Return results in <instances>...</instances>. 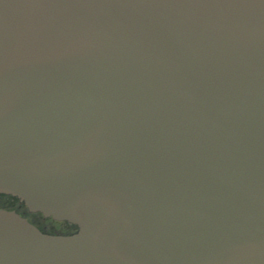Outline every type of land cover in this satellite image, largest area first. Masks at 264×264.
I'll return each instance as SVG.
<instances>
[{"label": "water", "instance_id": "1", "mask_svg": "<svg viewBox=\"0 0 264 264\" xmlns=\"http://www.w3.org/2000/svg\"><path fill=\"white\" fill-rule=\"evenodd\" d=\"M0 264H264V0H0Z\"/></svg>", "mask_w": 264, "mask_h": 264}, {"label": "rangeland", "instance_id": "2", "mask_svg": "<svg viewBox=\"0 0 264 264\" xmlns=\"http://www.w3.org/2000/svg\"><path fill=\"white\" fill-rule=\"evenodd\" d=\"M0 204H3V205H9V204H13V205H16V202L12 199H10L9 197H6V196H3V195H0ZM20 211L25 213V210L23 208H20ZM29 218H31L32 220L42 224V225H49V227L53 230H61V228L63 227L62 224H60L59 222L57 221H53L51 219H43L39 214H28Z\"/></svg>", "mask_w": 264, "mask_h": 264}, {"label": "flooded vegetation", "instance_id": "3", "mask_svg": "<svg viewBox=\"0 0 264 264\" xmlns=\"http://www.w3.org/2000/svg\"><path fill=\"white\" fill-rule=\"evenodd\" d=\"M2 204H0L1 206ZM11 205V208L15 209L16 211L20 212V208H23L24 207L21 205V204H16V205H13V204H9ZM27 212V211H26ZM29 213V212H28ZM31 214H35V213H31ZM31 222L33 224H35L40 230L44 231V232H55V233H72L76 230V227L72 224H69V223H66V222H59L60 224L63 225V227L61 228V230H53L49 227V225L45 224V225H42L34 220L31 219Z\"/></svg>", "mask_w": 264, "mask_h": 264}, {"label": "trees", "instance_id": "4", "mask_svg": "<svg viewBox=\"0 0 264 264\" xmlns=\"http://www.w3.org/2000/svg\"><path fill=\"white\" fill-rule=\"evenodd\" d=\"M10 199L14 200L15 202L17 201V199L15 198H12V197H9ZM3 208H7V209H10L11 205H3L2 206Z\"/></svg>", "mask_w": 264, "mask_h": 264}]
</instances>
